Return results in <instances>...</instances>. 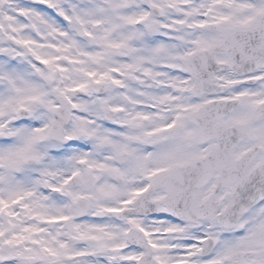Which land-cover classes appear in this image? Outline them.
Returning <instances> with one entry per match:
<instances>
[{
    "label": "snow or ice",
    "instance_id": "snow-or-ice-1",
    "mask_svg": "<svg viewBox=\"0 0 264 264\" xmlns=\"http://www.w3.org/2000/svg\"><path fill=\"white\" fill-rule=\"evenodd\" d=\"M0 264H264V0H0Z\"/></svg>",
    "mask_w": 264,
    "mask_h": 264
}]
</instances>
